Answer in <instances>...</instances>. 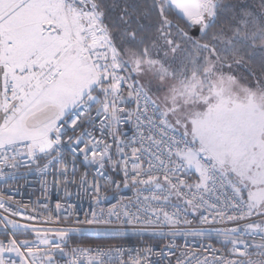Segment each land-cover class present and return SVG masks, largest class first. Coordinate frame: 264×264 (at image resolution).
<instances>
[{"label":"snow or ice","instance_id":"snow-or-ice-1","mask_svg":"<svg viewBox=\"0 0 264 264\" xmlns=\"http://www.w3.org/2000/svg\"><path fill=\"white\" fill-rule=\"evenodd\" d=\"M0 264H264V0H0Z\"/></svg>","mask_w":264,"mask_h":264},{"label":"built area","instance_id":"built-area-1","mask_svg":"<svg viewBox=\"0 0 264 264\" xmlns=\"http://www.w3.org/2000/svg\"><path fill=\"white\" fill-rule=\"evenodd\" d=\"M30 183L25 184L23 179L19 180L18 183L21 185L22 196H17L18 200H22L24 203L36 200L41 196L40 184L37 182V176L35 174L28 177ZM55 199V196H53ZM75 199V198H73ZM84 207H87V202H84ZM23 222V221H21ZM127 239H135V241H123L119 242L125 246V248H141L146 243H154L153 240L149 239L147 235L138 237L136 235H130L129 237H124Z\"/></svg>","mask_w":264,"mask_h":264},{"label":"trees","instance_id":"trees-1","mask_svg":"<svg viewBox=\"0 0 264 264\" xmlns=\"http://www.w3.org/2000/svg\"><path fill=\"white\" fill-rule=\"evenodd\" d=\"M249 2L258 3L259 0H249ZM242 75H247V73H242ZM123 241H135V239L121 238L118 241H110V242H123Z\"/></svg>","mask_w":264,"mask_h":264}]
</instances>
